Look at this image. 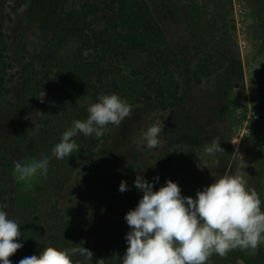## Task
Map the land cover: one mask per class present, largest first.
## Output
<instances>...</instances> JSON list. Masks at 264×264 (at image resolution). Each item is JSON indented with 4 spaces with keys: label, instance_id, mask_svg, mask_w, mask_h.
<instances>
[{
    "label": "rangeland",
    "instance_id": "rangeland-1",
    "mask_svg": "<svg viewBox=\"0 0 264 264\" xmlns=\"http://www.w3.org/2000/svg\"><path fill=\"white\" fill-rule=\"evenodd\" d=\"M253 1L209 0L208 4L201 1L191 8L187 2L178 0H148L170 41L180 48H191L187 62L193 70L197 65L194 52L204 43L210 46L222 42L240 58L244 80L231 79L226 71L200 83L185 78L180 80V91L186 98L181 107L169 113L148 111L134 105L141 88L132 71L146 63L144 55L135 54L123 68L121 86L122 99L131 106V111L102 142L105 158L120 165L137 156L138 174L149 181L160 177L154 188L158 191L169 154L177 151L175 166H180L188 157V149L193 148L201 153L200 160L205 157L209 185L215 179L239 172L247 187L254 189L264 203V50L261 30L251 8ZM205 5L210 11L206 18L202 13ZM9 28V45L14 57L30 58L53 46L49 36L22 14L15 17ZM76 49L75 41L59 49L56 75L60 79L73 64ZM171 79L176 82L178 74H173ZM64 81L59 91L62 99L69 93ZM52 99L50 94L37 95L27 78L21 80L9 103L0 99V210L6 211L9 218L18 219L22 237L15 239L22 238L24 244H31L37 238L41 217L55 202L59 178H73L72 187L86 175L87 167L79 165L85 160L87 144L84 141L89 136L79 134L73 138L79 150L62 160L50 155L46 171L37 170L23 181L16 178L15 162L39 157L46 151L50 153L75 121L68 112L57 110ZM156 123L163 131L159 134L158 146L148 149L142 136ZM217 137L224 151L215 156L205 154L204 147ZM86 189V186L76 189V194L81 196ZM78 196L73 197L74 203ZM205 264H264V243L254 252L239 248L223 256L212 252Z\"/></svg>",
    "mask_w": 264,
    "mask_h": 264
},
{
    "label": "trees",
    "instance_id": "trees-1",
    "mask_svg": "<svg viewBox=\"0 0 264 264\" xmlns=\"http://www.w3.org/2000/svg\"><path fill=\"white\" fill-rule=\"evenodd\" d=\"M178 1L194 8L209 0ZM251 8L264 50V0H254ZM202 9L203 16L208 17V5ZM21 14L49 36L52 47L30 58L11 54L9 25ZM70 41L77 44L75 59L60 79L56 75L58 51ZM205 44L194 52L197 65L193 70L187 62L191 48H180L170 41L148 0H0V99L9 103L21 80L27 78L37 95H53L57 110L68 112L74 120H85L89 104L98 102L101 95L123 98V68L132 56L140 54L146 63L132 71L141 88L134 105L169 113L186 101L180 91L182 79L200 83L226 71L231 79L244 80L242 62L230 48L222 42ZM173 74H178L176 82L171 79ZM63 80L69 91L65 99L59 95ZM113 127L101 138L93 135L84 141L85 160L79 165L87 167L84 179L71 187L73 178H59L55 202L41 217L37 238L10 254L13 264L23 254L39 256L44 248H74L81 241L94 253L93 264L100 259L102 264H122L125 236L130 230L124 217L137 206L142 193L133 186L138 174L137 156L119 165L102 154V142ZM176 153H170L165 161L161 186L171 179L181 187L182 195L195 198L197 190L209 186L205 157L200 160L199 151L188 149L182 165L175 166ZM121 181L127 182L129 191H119ZM84 186L87 189L78 196L76 189Z\"/></svg>",
    "mask_w": 264,
    "mask_h": 264
},
{
    "label": "clouds",
    "instance_id": "clouds-1",
    "mask_svg": "<svg viewBox=\"0 0 264 264\" xmlns=\"http://www.w3.org/2000/svg\"><path fill=\"white\" fill-rule=\"evenodd\" d=\"M130 111L131 106L118 95H101L98 102L89 104L87 118L73 121L50 153L15 162L16 178L23 181L37 170L46 171L50 155L62 160L79 150L74 137L83 134L101 138L110 126H119ZM162 131L156 123L143 134L148 149L158 146ZM222 151L219 137L204 147L209 156ZM159 181V176L149 181L143 174H137L134 180L133 186L142 197L124 217L130 230L125 236L127 248L122 264H205L212 252L220 256L237 248L254 252L264 243L261 200L239 172L215 179L197 190L195 198L182 195L181 187L171 179L156 191ZM129 190L127 182L121 181L119 191ZM15 237H22L18 219L0 210V264H13L10 254L25 242ZM84 243L65 249L47 247L39 256L26 253L15 264H93L94 253L83 247Z\"/></svg>",
    "mask_w": 264,
    "mask_h": 264
}]
</instances>
